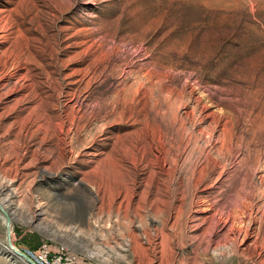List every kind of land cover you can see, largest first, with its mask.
I'll return each mask as SVG.
<instances>
[{
    "label": "rangeland",
    "instance_id": "1",
    "mask_svg": "<svg viewBox=\"0 0 264 264\" xmlns=\"http://www.w3.org/2000/svg\"><path fill=\"white\" fill-rule=\"evenodd\" d=\"M5 9L0 203L18 249L48 242L78 264H264V161L244 148L251 112L264 121V0L0 1ZM250 196L257 253L230 239L207 250L198 203L230 221L229 207ZM239 219L247 227L250 216ZM6 245L0 210L5 261Z\"/></svg>",
    "mask_w": 264,
    "mask_h": 264
},
{
    "label": "bare ground",
    "instance_id": "2",
    "mask_svg": "<svg viewBox=\"0 0 264 264\" xmlns=\"http://www.w3.org/2000/svg\"><path fill=\"white\" fill-rule=\"evenodd\" d=\"M0 1H7V0H0ZM7 10H0V14L6 12ZM202 110V109H201ZM205 110V109H204ZM191 116V115H190ZM260 116H264V113L260 114ZM210 117V116H209ZM251 131H252V140H250L246 145H245V149L246 152L248 154L249 158H255L259 161H264V137L261 139L260 141V146H257L256 142H255V135L257 133V131H259L260 133H262L264 135V121L261 124H257L254 120V114L251 112ZM193 118V117H192ZM201 121V120H200ZM215 123V122H214ZM214 125V124H213ZM215 126V125H214ZM62 127V126H61ZM216 127V126H215ZM63 129V128H62ZM62 129L59 128V131L61 132ZM184 129V128H183ZM65 130V129H64ZM63 130V131H64ZM185 130V129H184ZM183 131V130H182ZM181 131V132H182ZM208 131V130H207ZM225 131V130H224ZM159 132V131H158ZM161 132V131H160ZM159 132V133H160ZM70 133V132H69ZM186 134V133H185ZM226 134V133H224ZM223 134V135H224ZM61 135V134H60ZM227 135V134H226ZM158 136V135H157ZM223 138L226 136H222ZM221 137V138H222ZM190 138V137H189ZM228 138V136H227ZM158 139L161 141L160 143H162L163 139H164V135L162 133L159 134ZM167 139V137H166ZM226 139V138H225ZM158 140V141H159ZM210 140V139H209ZM229 140V139H226ZM234 138L231 137V147L233 145V143L236 141H234ZM230 141V140H229ZM189 142V140H188ZM195 142V141H194ZM197 142V141H196ZM199 142V141H198ZM155 143V142H154ZM219 143V142H218ZM220 149L223 152V150L225 149H229L227 148V143L225 140H221L220 142ZM242 143H240L238 146H241ZM189 145V144H188ZM217 145V144H216ZM153 146V145H152ZM235 145H233L234 147ZM192 147V146H190ZM197 147V146H196ZM232 147V149H233ZM236 147V146H235ZM234 147V148H235ZM239 148V147H237ZM164 149V147H163ZM168 149V148H167ZM197 150V149H196ZM194 151V150H193ZM232 151V150H231ZM230 151V152H231ZM164 152V151H163ZM162 151H159V155H158V160L161 162L160 164H162L163 167H165V160H163V156L164 153ZM172 152V151H171ZM225 152V151H224ZM223 152V154H224ZM227 152V151H226ZM229 152V153H230ZM235 152V151H234ZM222 154V153H221ZM177 155V154H176ZM179 155V154H178ZM166 156V155H165ZM167 157V156H166ZM174 156H172L173 158ZM176 158V157H175ZM191 158V157H190ZM169 159V158H168ZM177 159V158H176ZM164 161V162H163ZM167 162V161H166ZM179 162V161H178ZM172 163H174V161L172 160ZM176 163V162H175ZM176 165V164H175ZM178 166V165H177ZM176 167V166H175ZM205 171V170H204ZM203 173V172H202ZM203 175V174H202ZM262 182L264 183V178L262 180ZM198 215H196V219L195 221L199 222L202 225H207V227L203 230V236L205 237L207 236L209 238H206L209 243V245L207 246V250H209L208 246L211 245L212 242H215V239H219L220 241H218L219 243H216L217 245H219L220 243L224 242L225 240L227 241V239H230V241H232L234 243V245H237V248L239 250H243V251H248L249 253L252 252V254H256L257 251L256 249L258 248V244L260 243L258 239L257 234H255V232L258 231V228L256 227V221L253 218V212H254V203H253V197L250 196L248 198L245 199V201L243 202H239L236 205H231L229 207V218L231 219L230 221L227 219H218L216 220L214 218V215H211L210 213H212L213 211V204L211 203V201L209 200H204L200 203H198ZM250 216L249 219V223L247 225V227H242V228H238L236 226V224L238 223L237 221L240 220L239 218H241L242 216ZM195 216V215H194ZM245 220V219H244ZM196 222V223H197ZM242 224V223H241ZM199 227V226H198ZM202 235V234H201ZM166 239V238H165ZM164 239V240H165ZM205 239V238H204ZM168 240V239H166ZM165 240V241H166ZM169 241V240H168ZM229 241V240H228ZM217 242V240H216ZM204 243V242H203ZM228 243V242H227ZM215 244V243H214ZM233 245V244H231ZM260 245V244H259ZM214 246V245H212ZM220 246V245H219ZM234 247V246H233ZM227 248V247H226ZM9 249V248H8ZM216 249H219L216 248ZM10 250V249H9ZM206 250V251H207ZM221 250V249H220ZM219 250V251H220ZM218 251V254H219ZM10 252V251H9ZM239 252V251H238ZM247 252V253H248ZM216 253V252H215ZM221 253V252H220ZM246 253V252H245ZM244 253V254H245ZM214 255V254H213ZM226 255V254H225ZM232 255V253H231ZM250 255V254H249ZM220 257V256H219ZM16 258V257H15ZM215 258V257H214ZM221 258V257H220ZM17 260V258H16ZM220 260V259H219ZM199 261V260H198ZM218 261V260H217Z\"/></svg>",
    "mask_w": 264,
    "mask_h": 264
},
{
    "label": "built area",
    "instance_id": "3",
    "mask_svg": "<svg viewBox=\"0 0 264 264\" xmlns=\"http://www.w3.org/2000/svg\"><path fill=\"white\" fill-rule=\"evenodd\" d=\"M7 250V247H5ZM33 264H78L79 258L67 250H54L48 243L44 242L36 252L21 249ZM14 264H30L28 261L16 257L13 253L6 255ZM14 257L17 258L15 261Z\"/></svg>",
    "mask_w": 264,
    "mask_h": 264
},
{
    "label": "water",
    "instance_id": "4",
    "mask_svg": "<svg viewBox=\"0 0 264 264\" xmlns=\"http://www.w3.org/2000/svg\"><path fill=\"white\" fill-rule=\"evenodd\" d=\"M0 210L2 211V213L4 214V216L6 218V228H7V245H6V247L9 248L16 257L24 259V260L28 261L30 264H33V262L27 257V255H25V253L21 249H18L13 244L12 232H11V225H12V222H13L12 215L9 214L4 209V206L1 203H0ZM35 229L36 230H38V229L42 230V228H40V227L39 228L35 227Z\"/></svg>",
    "mask_w": 264,
    "mask_h": 264
},
{
    "label": "crops",
    "instance_id": "5",
    "mask_svg": "<svg viewBox=\"0 0 264 264\" xmlns=\"http://www.w3.org/2000/svg\"><path fill=\"white\" fill-rule=\"evenodd\" d=\"M6 256V255H5ZM5 259V258H4ZM4 259H1L0 258V264H12L13 262L10 260L9 261V258L8 257H6V261L4 260Z\"/></svg>",
    "mask_w": 264,
    "mask_h": 264
}]
</instances>
